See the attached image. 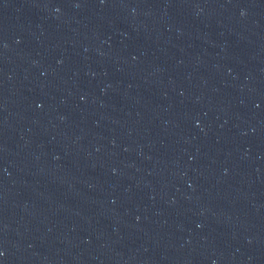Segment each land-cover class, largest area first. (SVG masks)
<instances>
[{
    "label": "water",
    "instance_id": "obj_1",
    "mask_svg": "<svg viewBox=\"0 0 264 264\" xmlns=\"http://www.w3.org/2000/svg\"><path fill=\"white\" fill-rule=\"evenodd\" d=\"M0 264H264V0H0Z\"/></svg>",
    "mask_w": 264,
    "mask_h": 264
}]
</instances>
